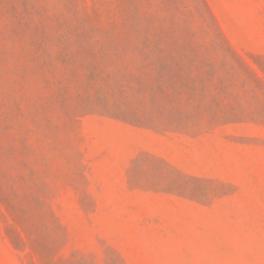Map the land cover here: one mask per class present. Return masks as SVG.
I'll return each mask as SVG.
<instances>
[{
  "label": "rangeland",
  "instance_id": "1",
  "mask_svg": "<svg viewBox=\"0 0 264 264\" xmlns=\"http://www.w3.org/2000/svg\"><path fill=\"white\" fill-rule=\"evenodd\" d=\"M0 264H264V0H0Z\"/></svg>",
  "mask_w": 264,
  "mask_h": 264
}]
</instances>
